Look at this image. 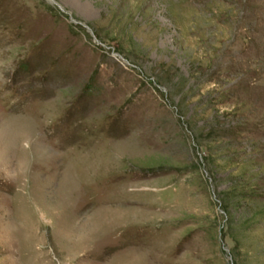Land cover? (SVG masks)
<instances>
[{
  "label": "rangeland",
  "instance_id": "rangeland-1",
  "mask_svg": "<svg viewBox=\"0 0 264 264\" xmlns=\"http://www.w3.org/2000/svg\"><path fill=\"white\" fill-rule=\"evenodd\" d=\"M0 264H264V0H0Z\"/></svg>",
  "mask_w": 264,
  "mask_h": 264
}]
</instances>
